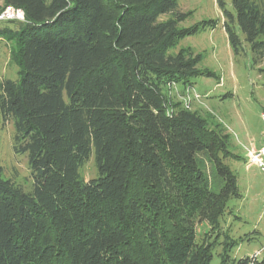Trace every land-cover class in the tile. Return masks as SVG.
I'll return each instance as SVG.
<instances>
[{"label":"trees","instance_id":"16d2710c","mask_svg":"<svg viewBox=\"0 0 264 264\" xmlns=\"http://www.w3.org/2000/svg\"><path fill=\"white\" fill-rule=\"evenodd\" d=\"M177 1L4 0L25 22L0 28L17 69L0 81V119L13 124L32 191L0 168V264H211L218 246L229 264L237 242L219 240L221 220L240 194L225 161L238 156L167 96L170 84L213 76L191 50L170 53L198 29L178 27L189 14ZM216 2L233 54L242 35L263 59L264 0ZM91 156L97 176L84 181Z\"/></svg>","mask_w":264,"mask_h":264},{"label":"rangeland","instance_id":"374dc122","mask_svg":"<svg viewBox=\"0 0 264 264\" xmlns=\"http://www.w3.org/2000/svg\"><path fill=\"white\" fill-rule=\"evenodd\" d=\"M222 2L227 10L232 11V0ZM4 7V0H0V9ZM176 12L189 14L179 23L180 29L194 26L198 29L180 40L170 53L179 49L191 50L200 55L198 68L213 75L192 80L190 88L194 92L187 95L191 94L190 98L196 95L197 99H194L190 109L206 119L211 129H221L227 135L229 151L238 156V160L225 161L237 177L240 197L229 200L228 212L221 220L222 235L219 239L222 242L226 234L237 242L229 254V264H235L260 252L264 246V174L254 166H247L249 151L246 149L251 144H258L262 138L260 115L264 111V58L260 60L253 54L242 35L244 50L239 55L233 54L216 0H178ZM204 21L215 23L203 26ZM6 25L0 23V28ZM3 79L16 80L17 69L10 61V44L0 38V81ZM166 90L170 100L177 103L185 95L186 87L176 84V89ZM13 138L12 122L3 123L0 119V168L3 178L30 193L32 179L27 158L14 153ZM79 172L84 181L97 176L92 156ZM196 230L197 241L202 243L208 227L198 224ZM220 252L221 246L216 247L211 264H220ZM262 257L264 251L258 259Z\"/></svg>","mask_w":264,"mask_h":264},{"label":"built area","instance_id":"2783aa9c","mask_svg":"<svg viewBox=\"0 0 264 264\" xmlns=\"http://www.w3.org/2000/svg\"><path fill=\"white\" fill-rule=\"evenodd\" d=\"M25 22V16L24 12L21 9L12 7V6H5L0 11V23L3 22ZM173 87L176 89V84H170L168 86V90L173 89ZM192 88H186L185 95L183 94L181 96V103L183 107L186 109H190L192 102L194 99H197V96L194 95V98H190V95L192 94ZM191 93L190 95H187ZM261 123H262V144L257 149H252L247 154V166L256 167L262 174H264V113H261L260 115ZM264 251V246L262 247L260 252H256L253 256H251L253 259H258L259 256Z\"/></svg>","mask_w":264,"mask_h":264},{"label":"crops","instance_id":"0c3cea01","mask_svg":"<svg viewBox=\"0 0 264 264\" xmlns=\"http://www.w3.org/2000/svg\"><path fill=\"white\" fill-rule=\"evenodd\" d=\"M262 112L264 113V111H262ZM261 144H262V138H261V140H260V142L258 144H256V145L251 144L249 149L248 148H246V149H247V151H250L252 149H257V148H259L261 146Z\"/></svg>","mask_w":264,"mask_h":264}]
</instances>
